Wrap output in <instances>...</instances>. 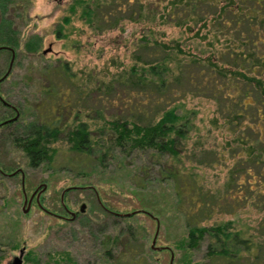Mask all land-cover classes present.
Wrapping results in <instances>:
<instances>
[{"label":"rangeland","instance_id":"obj_1","mask_svg":"<svg viewBox=\"0 0 264 264\" xmlns=\"http://www.w3.org/2000/svg\"><path fill=\"white\" fill-rule=\"evenodd\" d=\"M3 1L0 13L7 18L8 25L3 24L5 31L0 32V44L12 46L15 54L9 73L0 81V93L15 104L19 118L15 123L17 126L24 125L37 113L35 102L40 95L44 64L49 66L67 60L72 70L82 77L86 92L75 101L81 108L76 117L87 120L94 127L92 122L98 118L94 114L95 108L104 117L126 113L130 87L118 83L105 85L103 81L110 79L111 71L124 68L133 61L135 53H140L136 40L147 28L151 27L157 38H176L188 53H206L213 45L220 48L226 43L232 45L234 41L233 37L220 36L218 39L219 31L214 38L213 28L206 32V36H200L182 26L160 22L158 12L152 11L167 0H141L144 18L136 14L137 2L120 4L121 0H104L100 8L103 16L97 14L92 23L84 20L80 5L75 11L68 10L72 0ZM65 13L70 14V19L62 24L58 34L56 26ZM109 24L114 25L106 27ZM204 29L207 30L202 27L200 31ZM30 34L40 36L39 45L34 50L25 47ZM9 35L16 37V43L2 42L4 36ZM44 48L46 50L42 51ZM9 57L10 50L1 47L0 73L7 66ZM56 72L45 71L51 78L58 77ZM222 80L224 78L220 77V82ZM179 83H184V79ZM185 86L189 91L181 101L183 106L194 111V129L175 164L181 170L197 173V185L199 182L203 190L212 191L211 202L222 200L214 194L229 185L226 181L230 175L226 178V174L234 168L231 152L233 154L236 150L225 144L230 133L222 124L216 101H233L239 89L234 92L233 85L226 87L232 92L228 96L223 86L222 95H213L216 88L210 81H197L196 84L186 81ZM249 87L252 93L253 88ZM71 95L76 97L75 89ZM2 104L5 103L0 102V118ZM6 110L5 116L13 113L9 107H4ZM65 114L71 121L74 112L65 111ZM6 129L5 125H0L2 171L9 172L20 166L24 171L27 196L38 181H44L46 185L37 200L32 197L27 206L23 201L20 172L4 174L0 171V264L12 261L20 253V248L19 264H45L52 260L50 253L62 255L58 264H168L170 249L173 252L171 264H211L205 255L204 241L192 249L180 246L185 238L187 219L211 223L233 217L234 222L243 224L246 231H254L260 212L253 206L239 207L236 212H231L225 203L208 212L205 208L197 209L198 202L191 205L192 197H196L195 192H191L195 189L191 188L193 183L180 180L183 177L174 181L162 175L165 164L174 163L166 155L135 149L127 154L116 151L114 156L106 157L104 163L94 162L92 158L80 163L77 162V153L68 149V141L60 137L51 142L56 146L53 158L32 165L22 150L1 142V137L7 140ZM233 170L237 171L236 165ZM175 183L179 184V192L175 190ZM64 187L67 188L63 201L66 207L76 211L73 216L62 208L60 193ZM237 187L235 180L231 179L229 193L235 197L237 194L243 196L246 191ZM227 198L231 199L229 194ZM102 202L106 207L111 206L113 211L137 210L116 214L106 210L100 204ZM81 203H84L82 209ZM24 207L27 208L24 210ZM142 209L158 218L155 244L167 247L150 245L156 219Z\"/></svg>","mask_w":264,"mask_h":264},{"label":"trees","instance_id":"obj_2","mask_svg":"<svg viewBox=\"0 0 264 264\" xmlns=\"http://www.w3.org/2000/svg\"><path fill=\"white\" fill-rule=\"evenodd\" d=\"M103 1L72 0L68 10L75 11L80 5L82 17L92 23L97 14L103 16L100 9ZM129 1L137 2L136 14L144 18L142 1L121 0L120 4ZM3 6L4 1L0 0V12ZM152 12H158L160 22L182 26L200 36H206V32L213 28L211 33L214 38L218 33V39L220 36L233 37V44L226 43L220 48L213 45L206 53H188L176 38H157L154 30L147 28L136 40L140 53H135L133 61L124 68L111 71L110 79L103 81L105 85L118 83L130 87L126 113L104 117L95 108L94 114L98 118L92 122L94 127L87 120L76 117L81 108L75 101L86 92L82 77L72 70L67 60L49 66L44 64L40 95L35 102L38 107L35 117L24 125L15 124L18 117L12 122L1 123L6 126L9 137L7 140L1 137V142L22 150L32 165L50 161L56 152V146L51 142L60 137L68 141V149L77 153V162L80 163L90 158L104 163L106 157L114 156L116 151L127 154L135 149L166 155L174 163L165 164L162 175L174 181L179 177H183L180 180H190L193 183L191 188H195L191 192H195L196 196L190 203L196 205L198 202L197 209L205 208L212 212L214 207L227 203L231 212L243 206H253L260 212L252 233L246 231L243 224L234 222L233 217L211 223L187 219L185 238L180 246L192 249L204 241L205 255L211 264H264V0H167ZM0 17V32H4L3 24L8 25L7 18L2 13ZM69 19V13L61 17L56 33L61 32L62 24ZM202 27L207 30L200 31ZM4 37L2 42L16 43L15 36ZM28 39L26 49H36L40 36L30 34ZM49 69L57 71L58 77L46 76L45 71ZM87 76L89 78L90 74ZM220 77L224 78L222 82ZM182 79L184 83H179ZM186 81L192 84L210 81L216 88L212 91L213 95H222V86L227 90L226 87L233 85L234 92L239 89L233 101H216L222 124L230 133L225 144L236 150L233 154L231 152V156L237 171L233 170L234 165L226 174V178L230 175L226 181L229 185H224V191L219 189L214 194L222 200L211 202L209 196L212 191L203 190L199 182L197 185V173L181 170L175 164L180 160L181 151L194 129V111L183 106L181 101L189 91ZM247 85L252 86V93ZM73 89L77 92L76 97L71 95ZM226 93L232 95L229 90ZM2 106L0 119L8 111H4L5 104ZM65 111L74 112L71 121ZM231 179L235 180L237 188H244L246 192L243 196L237 194L235 197L229 193ZM175 186L179 192V184L175 183ZM227 194L231 199L227 198ZM100 204L118 214L111 206L106 207L104 202ZM61 256L50 253L52 260L45 264H58Z\"/></svg>","mask_w":264,"mask_h":264},{"label":"water","instance_id":"obj_3","mask_svg":"<svg viewBox=\"0 0 264 264\" xmlns=\"http://www.w3.org/2000/svg\"><path fill=\"white\" fill-rule=\"evenodd\" d=\"M1 47H9L10 50H11V55H10L9 60H8V62H7L6 69H5L4 72L0 75V79L4 78V77L7 75V73L10 71V69H11V67H12L13 59H14V54H15V52H14V48H13L12 46L3 43V44H0V48H1ZM48 48H50V47H48ZM48 48H47V49H48ZM45 50H46V48H44L42 51H45ZM0 99H1L3 102H5V103H8V102H9V101L6 100L1 94H0ZM13 106L16 108L15 105H13ZM17 114H18V110L16 109V111H15V113H14L13 115L1 119V120H0V123L6 121V120H8V119L15 118V117L17 116ZM18 170H20V175H21V176H20V184H21V189H22V194H23V201H24V202L26 201V202H27V206H28L29 203H30V200H31V198H32V194H33L34 190H33V191L27 196V193H26L25 188H24V171L22 170V168H21L20 166H17V167H15L14 169H12L11 171H9V172H7V173H8V174H13V173L17 172ZM0 171H2L1 168H0ZM2 172H4V171H2ZM45 185H46V182H42V185H41L40 189L36 192V200H37V195H38L39 191H40L42 188H44ZM67 187H68V186H67ZM67 187H64V188L62 189L61 193H60V199H61V201H63V192H64V190H65ZM63 203H64V202H63ZM83 205H84V203H81V205H80V209L83 208ZM26 208H27V207H24L23 209L25 210ZM66 208H67V207H66ZM67 210L69 211V213H70L71 216H73V215L75 214V210H72V209H69V208H67ZM136 210H137V209L127 210V211H115V212H117V213H119V214H129V213L134 212V211H136ZM142 210H144L145 212L149 213L151 216H153V217L156 219V227H155V230H154L153 235H152V237H151L150 245H151L152 247H155V248L167 247L168 245H164V244H155V240H156V236H157V231H158V227H159V226H158V218L156 217V215L152 214L150 211H148V210H146V209H142ZM19 250H20V251H19L20 253L17 254V255H15V256L13 257L12 261L6 262L5 264H19L20 261H21V255H20V254H21V252H22V248H20ZM172 258H173V252H172V250L170 249V258H169V262H168V264H171V263H172Z\"/></svg>","mask_w":264,"mask_h":264},{"label":"flooded vegetation","instance_id":"obj_4","mask_svg":"<svg viewBox=\"0 0 264 264\" xmlns=\"http://www.w3.org/2000/svg\"><path fill=\"white\" fill-rule=\"evenodd\" d=\"M7 48L10 50L9 47H7ZM10 55H11V50H10ZM5 69H6V67H5ZM5 69H4V70H5ZM4 70L0 73V75L4 72ZM8 73H9V72H8ZM8 73H7V74H8ZM5 77H6V76H5ZM5 77H4V78H5ZM4 78H2V79H4ZM2 79H0V81H1ZM1 101H2V100H1ZM2 102H3V101H2ZM3 103H5V102H3ZM5 105H6L7 107H9V109H11V110L13 111V113H12V114H9V115H7V116H5V117H3V118L9 117V116H11V115H13V114L15 113V108H14V106H13V105H15L14 103H12V102H8V103H5ZM17 116H18V114H17ZM17 116H16V117H17ZM16 117H15V118H16ZM3 118H2V119H3ZM15 118L8 119V120H6V121H4V122H8V121H11V120L14 121ZM0 120H1V119H0ZM12 121H11V122H12ZM4 122H1V123H4ZM1 123H0V124H1ZM13 169H14V168H13ZM18 171L20 172V170H18ZM7 172H8V171H7ZM7 172L4 171L3 173H4V174H8ZM42 182H44V181H38V182L35 184V187L32 189V191L34 190V192H33V194H32V197H35V198H36V192L40 189V187H41V185H42ZM42 189H43V188H42ZM42 189H41V190H42ZM41 190H40V191H41ZM32 191H31V192H32ZM40 191H39L38 195L40 194ZM38 195H37V197H38ZM31 199H32V198H31ZM67 208H68V207H67ZM67 208H66V206H65V210H66V211H68Z\"/></svg>","mask_w":264,"mask_h":264}]
</instances>
